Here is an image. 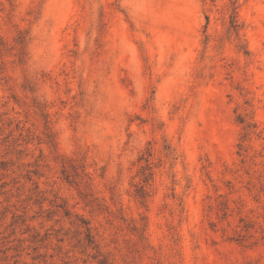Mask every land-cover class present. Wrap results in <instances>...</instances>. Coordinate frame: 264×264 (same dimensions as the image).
I'll use <instances>...</instances> for the list:
<instances>
[{"label": "rangeland", "instance_id": "374dc122", "mask_svg": "<svg viewBox=\"0 0 264 264\" xmlns=\"http://www.w3.org/2000/svg\"><path fill=\"white\" fill-rule=\"evenodd\" d=\"M0 264H264V0H0Z\"/></svg>", "mask_w": 264, "mask_h": 264}]
</instances>
